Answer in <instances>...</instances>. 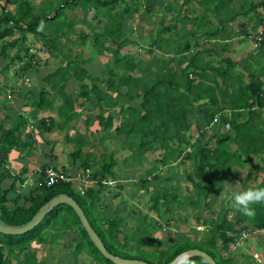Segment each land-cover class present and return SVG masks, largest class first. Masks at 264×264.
<instances>
[{
	"label": "trees",
	"instance_id": "16d2710c",
	"mask_svg": "<svg viewBox=\"0 0 264 264\" xmlns=\"http://www.w3.org/2000/svg\"><path fill=\"white\" fill-rule=\"evenodd\" d=\"M156 1L158 0H153V2ZM232 1L221 0L218 6L214 8L213 13L222 18L224 10L228 8V4L232 3ZM119 2L122 3V0H58L56 1L57 4H51L38 15H33L28 0H14L11 2V4L16 5L14 13H0V79L5 80L6 73L10 67L16 65V63L24 62L28 56V62L22 65L16 74L20 76V74L26 75L30 72L36 63L34 56L29 55L30 48H23L26 43L25 40L28 35L43 38L42 46L49 48L48 52L50 55L57 58L61 57L63 63L62 66L43 79L48 89L43 85L36 92V94H39V97L31 104L35 109V111L33 110V114L37 115L47 105V94H54V96L60 98V104L55 109L56 113L40 119V127L46 132L57 128L59 130L65 128L71 129L72 126L74 127L73 122L80 118L83 105L85 109L88 107L89 109L97 108L100 110L99 115L96 116L97 124L100 125L102 131H107V129L112 130L113 124L120 121L119 125H116L113 129L115 136L122 135L126 138L137 136L136 144L132 145V149H128L129 151H133L132 157L136 153L139 155L138 157H143L158 150L161 156L156 159V163L161 166L169 165L172 160H193L194 171L188 179L195 191L189 198L190 202L187 205L192 208L200 207L201 200L208 199V202H205L204 205L205 209L209 210L214 203L210 201L212 200L210 198L218 196L222 192V188H217L215 184L220 182L216 176L217 173L231 168L234 163V156H242L239 152L237 154L231 153L230 144H239L240 141L245 139L256 140L252 150H244L243 147L239 146L241 147L239 148L240 151L245 155L264 153V130L257 132L258 135L253 136V131L248 127L247 121L245 124H237L235 122L239 114H232L231 120L221 115L222 109L218 108L216 100L214 101L212 95L208 94L210 88L205 90L202 87L205 84L206 74L199 65L198 58L203 52L191 54V52L193 53V48L197 49L200 47L198 42L192 44L185 41L177 47L176 53L178 55L184 56L189 54V58L185 63L174 60V57L157 60V70L150 71L147 69L144 72L139 71L140 76L133 75L134 71L138 70L137 65L129 57L120 56V51L125 46L133 43L128 39L127 34L122 32L121 19L131 9L137 10L134 6L125 5L126 7L118 15H112L109 10L106 13L107 18L102 17L99 20L106 19V27L100 31L92 29L90 25H87L85 16L80 20L82 24L91 30L92 43L96 49V54L98 56L110 57L108 62L111 64L112 69L108 72L105 80L100 81L97 77L91 78L86 68L87 59L84 54L72 56L70 49L67 50L66 54H62V49L59 48L57 42L61 37L66 36L65 29L73 25L65 17L67 9L75 10L81 8L84 13H87L93 7L95 11L100 12L109 7L113 9ZM190 2L189 0L182 1L186 5L190 4ZM213 2L211 0H200V5L206 12H211L207 7H211L208 4ZM248 3V8L245 6L246 3L242 5V7L244 6L242 16L247 17L254 14L257 16L258 23L260 24L261 17L257 12L261 5L260 2L258 1V4L255 5L252 2ZM166 6L163 10L171 13L172 7L169 4ZM229 13H226V16L229 19H234L235 17L231 13V10ZM178 18H184L191 23V26L194 25L190 30L192 33L194 31H206L204 27L202 29L197 27L199 25L198 22L194 24L195 18H188L185 14ZM178 18L174 19L179 21ZM162 30L168 31L169 28H162ZM203 34L210 37L212 33L203 32ZM9 37H16V39L6 42L5 40ZM87 38L88 36L84 35L82 42H85ZM158 41L154 40V47H160ZM14 48L22 50L24 55L20 56L17 54L14 58H9L8 51ZM32 61H34V64ZM119 65L124 67L122 70L124 73L121 76H118L114 72L115 68ZM181 78L182 80H180ZM70 82L78 87V92H76L75 88L69 89ZM212 83L216 86V82L212 81ZM101 85H105V89L101 88ZM260 85L259 82L252 81L250 85L236 92L237 94H234V96L238 95V98L233 97L231 99L235 103L231 111H241L243 114L256 116V113L251 111V109L254 107L264 109V95L262 94ZM5 86V84L0 83V96L3 95ZM66 89L68 92L65 91ZM14 93L20 94V89L12 90L11 94ZM26 94H33V92L30 90ZM10 96L9 94L8 97ZM191 97L190 111H192L194 106L198 107L194 108V110H197L196 113L199 116V121L205 123L206 126H210V124L212 126L218 125L219 128L223 127V125L224 127L229 125L234 131V137H230L227 134H213L215 142H213L214 146L210 147L208 143H202L205 131H200L199 128L196 132L198 139L194 140L190 146L192 150L195 149L193 156L192 150V153H184L180 148L174 149L173 146H170V144L174 146H188L190 144L192 137L189 136L187 139L184 135L188 129L186 124L188 115L186 116V112L188 114L190 112H185L184 103ZM79 99H81V102L76 106L75 104L79 102ZM239 101L242 103L237 104ZM129 103H133V106L126 107L125 105ZM105 105H108L107 109H109L106 112ZM0 106L6 111L4 120L0 122V158L8 160V155L12 150L19 151V148L32 147L33 140L28 135L23 139L21 138V131L29 123V120L21 115L17 116L11 128L4 130L5 123L10 119L8 115L10 111H7L6 105L0 104ZM136 106L139 107L137 108ZM78 107L80 110H78ZM127 112L131 115V120L128 122L124 118ZM36 115L33 116L34 120ZM217 115L218 119H216ZM87 119L88 121L90 120L88 117ZM174 140L176 141L173 143ZM67 142L74 148L71 158L74 162V167L80 170L81 174L73 176L61 171L71 179H74L68 183L59 182L47 187L43 180V171H41V176L37 180L38 187L35 186L33 191L29 192L27 196L17 193L11 195L14 189L7 191L0 190V223L9 227H23L52 198L62 194L67 195L73 198L82 209L90 226L98 235L109 254L124 260H138L147 264H170L179 255L190 250L204 252L214 260L215 264H230L234 260V257L228 254V245L234 241L233 235H239L242 232L264 231V204L253 205L255 216L249 218L239 212L232 204L230 205L229 202H226L214 219L203 222L204 231L208 233L204 241H192L183 238L169 249L163 251L156 247L155 240L157 238H152L147 232L143 234L136 233L132 237H123L122 241H120L121 220L117 216H107L103 212L105 208H108L104 195L112 194L111 197L115 198L119 196L118 194L122 190V186L117 182H115V187L108 185V176H113L112 169L114 166H118L113 154H102V160L97 164L95 162L94 165L91 163L93 162L92 158L94 155L92 153H84L87 145L86 139L82 140L80 135L77 137L69 136ZM210 142L212 143L211 140ZM1 159L0 171H2V174L0 175V183L3 179L8 178V173L3 171L5 170L3 168L5 165H3L4 162ZM77 162H79L78 165ZM261 163L264 166V158L261 160ZM156 172L157 170L152 169L147 173L145 178L139 180L142 190L148 189L151 181H156L158 178L155 176ZM84 175L88 176L87 179L92 184L85 189L81 184ZM164 182L169 183V180H165ZM200 182H204V190L201 188ZM77 185L84 189L83 194L80 193ZM258 187H264V181L253 188ZM170 191H172L171 187H161L160 190L154 192L155 194L152 197V209L154 211L157 210L161 202L166 205ZM193 195L194 197L192 198ZM96 209H100L101 212L96 211ZM229 213H234L235 217L229 220ZM243 223H246V226L239 227ZM49 229H52L55 234L59 231H73L71 242L75 246L70 256L74 262L80 259L84 253L91 259L92 264H113L103 258L90 241L75 213L64 204H60L54 208L36 228L24 235H0V264H43L41 261H38L35 255L36 252L31 251L29 253L28 250L33 244H36V246L47 244L45 233ZM55 234L48 242L49 244L53 245L55 242ZM152 247L155 249L151 251L142 250L143 248ZM183 264L207 263L202 258L192 257Z\"/></svg>",
	"mask_w": 264,
	"mask_h": 264
},
{
	"label": "rangeland",
	"instance_id": "374dc122",
	"mask_svg": "<svg viewBox=\"0 0 264 264\" xmlns=\"http://www.w3.org/2000/svg\"><path fill=\"white\" fill-rule=\"evenodd\" d=\"M13 1L14 0H0V13L1 12L14 13L16 11V5L11 4V2ZM28 1L30 2L32 14L38 15L41 11H44L51 4L54 5L58 0H28ZM172 1L173 0H166L165 2V0H158L155 4H153L154 3L153 0H123L122 3L121 2L117 3V5L113 7V9L109 7L102 12H96L95 9L91 7V9L87 13H84L81 8H77L75 10L69 9L65 13L67 14V18L75 23L79 22L83 18V16H85L87 21L93 25L95 19L96 27L98 29L103 30L106 27L105 25L106 19L101 21L99 20L102 17L107 18L106 13H108L109 10L112 15L115 14L118 15L117 11L122 12L123 9L126 7L125 5L136 7L137 10L131 9L130 11L131 18H129L130 16H128L129 19L127 20V22H125V20L122 22L123 23L122 32L126 33L128 39H130L133 43L125 46L124 49L120 51V56L129 57L131 61L137 65L138 70H135L133 73L135 76H140L139 71L144 72V70L147 69H149L150 71L157 70L156 69L157 60H164L170 57L171 58L174 57V60H179L182 63H185L186 60L189 58V54L183 56V55H178L176 53L177 47L185 41L189 43L191 42L192 44L194 42H198L199 44L203 42L204 44L200 46L201 48L203 49H207L208 47L211 48L212 53H208V54L202 53V55L199 56L198 62L200 66H203L205 63H209L211 65L213 64L217 65L219 60L218 57L216 56L219 55V49L225 48L226 45L224 42L223 43L221 42L223 41V38L221 36H215V38L214 37L209 38L207 37L206 34H203V32H199V31H194L192 33V31L190 30L191 28L194 27V25L191 26V23L189 21H186L184 18H178V17L183 16L184 11L188 9L189 12L188 14L185 15L188 18H195L196 21H194V24H196L197 22L199 24L197 25V27L201 29L202 27H204V29H206V31H204L205 33L213 32L217 28V26H219L218 21L220 19L225 20L229 18V17L226 18L223 15H222L223 17L221 18L213 13L214 8L218 6L221 0H211V2L212 1L214 2L208 4L211 5V7L209 8L207 7V9L208 10L210 9L211 12H206L203 9V7L200 5V0L198 1L195 0L187 5L182 3L183 0H174L175 1L174 3ZM167 4H169L172 7L171 13H167L163 10ZM239 4L240 3L238 4L229 3L228 8H226L225 10H228L229 8L232 9L231 13H234V16H236L237 11L242 10V5L239 6ZM253 15L254 14H252V16ZM174 18H178L179 21H177V19ZM254 21L256 20L252 18V26L248 31L250 32L255 31L254 34H258V32L262 31L261 29L262 23L259 24V28L258 27L256 28ZM237 22L239 24L241 21H237ZM248 23H251V20H249L247 24ZM81 26L83 25L77 24L75 26L76 34L72 36L73 39L76 38L75 42L72 41L74 43L73 48L75 52L77 48V53L78 54L83 53L84 56H86V59H89V57L90 58L96 57L95 60H90L88 64L89 65L98 64L100 70H103L104 72L108 69L109 70L112 69L111 64L108 62L110 57L98 56L96 54V49L94 48V46L93 49H91L89 45L90 41L88 42V44L86 43L83 47H77L79 46L78 34L81 30ZM166 27H168L169 30L163 31L162 28H166ZM189 32L191 33L189 34ZM192 35H194L195 38L192 37ZM237 35L239 37V34ZM28 37L30 38V40L33 39V41H30L31 43L34 44L35 42V44L40 47V43H39L41 42L40 38L38 37L32 38V36L30 35L27 36V38ZM12 40H13L12 38H7L5 41L11 42ZM154 40H157L158 43H160L159 48L157 46L154 47ZM25 42H29L28 39H26ZM208 43L210 44L208 45ZM234 44L235 42L232 43V47H235ZM28 47L29 45L27 43H25V45L23 46L24 49ZM255 49H256L255 52H257V49H259L262 50V52L264 53V46L262 47L261 45H258V47H255ZM192 51L194 55L197 53V51L201 52V49L196 50L195 48H193ZM17 54L23 56L24 52L22 50L21 51L18 50L17 48L8 51L9 58H14ZM223 55L227 56L226 54ZM36 56H37L36 62H38L39 60L38 55H34V58L36 60ZM26 62H28L27 58L22 63L25 64ZM22 63H16V65L11 66L9 71L6 73V79L5 80L0 79L1 80L0 83L6 85L3 89V96L5 97L9 96V94H11V91L15 89H20V94H26L31 90V88L35 87V86L33 87L26 86L25 84L27 83H25L24 80L21 83L19 81V78H17L18 76L16 73L19 71V68L20 66H22ZM232 65L233 64L230 63V67L227 71L228 72L227 78L230 80H234L235 78V76L232 74L233 69H235V67H232ZM91 69H97V65H94L93 67H91ZM123 69L124 67L122 65H119L118 67L115 68L114 72L118 74V76H121L124 73L122 71ZM212 76L218 82L219 81L221 82L222 80V84L223 87L225 86L224 87L225 90L228 89V84L232 83V81L227 80L225 77H221L222 79L220 80V78L217 77L215 73H213ZM253 76H254L253 73L249 74V78L251 77L250 79H252ZM33 77H34L33 79L37 82V85L40 86V88L43 85L45 86V84H43L44 80L39 81L40 78L38 79L36 78V76ZM182 78L180 80H182ZM31 82L32 81H30L29 83L31 84ZM233 82H234L233 91L236 90L240 91L241 89H243L248 85L247 83H245L244 76L240 77L241 84L238 83V79L234 80ZM69 84H68L69 89L72 90L75 88L76 92H78L79 90L78 87L73 85V83H69ZM40 88H35L36 92L39 91ZM46 88L48 89V87ZM101 88H105V85H101ZM8 98L9 99L6 98L5 100L11 102L13 101L15 103V100H13L15 99V97H13V95H11ZM216 98H217L216 100L218 101V108L223 107V102H226L224 106L226 104L228 105L229 100L227 101L226 99H222L221 96L219 95H217ZM213 100L215 101V99ZM136 102L139 103L138 100H136ZM130 104L132 105L133 103ZM105 106L108 108V105ZM33 108L34 106L32 105V109ZM194 108L196 109L198 107L194 106L191 111L192 115L187 116L186 124L188 126V129L184 133L186 138L189 136L192 137L190 144L188 146H177V145L173 146L174 149L180 148L184 153L191 152L192 149L190 146L192 142L198 139L196 135L197 130L200 128V131H203L208 127L205 124H203V122L199 121L198 119L199 116L196 113L197 110H194ZM53 112H54L53 114L56 113L55 111ZM98 113H99L98 110L95 109L87 112L86 116H88V118L90 119L89 122H91L92 120L96 121V115H98ZM34 115L36 114H33L32 112L29 114V116H27L30 121L29 125H31L33 129L35 128V132H34L35 134L40 133L42 135H45L43 129L40 127L39 124V120L41 119V117H35L34 120L33 117ZM124 116L127 122L131 120L130 119L131 115L129 112H127ZM77 123L79 125V121H77ZM77 123H75L74 127L72 126L71 129L66 130L68 131L67 134L70 133L71 137H77L78 135H80L82 140L86 139L87 141L86 147L88 148L87 153H92L94 155V157L92 158L93 162L91 163L95 165V162L96 164L100 162L102 160V154L104 155L113 154L114 160L118 164V166H114L112 169L113 176L110 177L108 176V183H111L110 186L115 187L116 185L115 182H117L122 186V190L120 194L117 193L119 196L115 198L111 197L112 194L104 195L105 202L108 205V208H105L103 212L107 216H117L119 220H121V224H120L121 234L119 236L120 241H122L123 237H132L135 236L136 233L143 234L144 232H147L152 238H157L155 240L156 247L157 249H160L162 251L169 249L172 245L181 241L183 238L192 241H200V242L204 241L206 240L208 233L204 231L205 229L203 222L206 220L214 219L216 217V214H218L219 209L225 205V202L231 203L232 197L230 193L233 190L236 191L242 190L241 183L245 179H238L237 178L238 176L233 178L234 180L232 178L231 180L227 178L226 179L222 178L225 182V184L223 185V190L221 194H219L218 196H212L210 198L212 199L210 201L214 202L212 204L211 209L209 210L205 209L204 203L205 202L207 203L208 199L201 200L200 207H196V208L189 207L187 205L188 202H190L189 198L195 191V189L190 184L188 179V177L194 171L193 160L186 162L184 161L182 162L180 159L175 161L172 160L170 161L169 165L161 166L158 163H156V159L160 158L161 156L160 151L158 150L152 153L154 156L152 154H148L143 157H138L139 155L136 153L134 154L135 156L132 157L131 154L133 153V151L132 150L129 151L128 149H132V145L136 144L137 136H134V138L132 137L126 138L125 136L122 137V135L115 136L113 131L114 127L112 130L107 129V131H102L100 125H96L95 127H93L92 125L88 124V125H82V128H80L78 125H76ZM116 125H118V123H116L115 126ZM27 126H25L24 129L21 131V136L23 138L25 137L24 134L28 132ZM5 128L8 127L5 125ZM210 128L213 129L211 132L213 131L215 132L216 130L218 131L219 129L218 125H215ZM97 130L99 131L97 132ZM193 137H195V139H193ZM59 144L61 146L57 148L58 152L60 151V149L63 150L62 146L66 147L65 144L64 145H62V143ZM37 147L40 148L41 144H38ZM194 151L195 149L192 150L193 153L191 152L192 156L194 155ZM78 164L79 162H77V165ZM152 169L157 170L155 176H157L158 178L156 179V181H151V184L149 185L148 189L146 188L145 190H142V185L139 183V180L145 178L147 173ZM216 176H218V174ZM165 180H169V183L164 182ZM223 180H221V182ZM200 183H201V188H203L204 190L205 188L204 182H200ZM215 184L217 188L220 187V182L218 184L217 183ZM161 187H165V188L171 187L172 191H170L168 194L166 205H164L161 202V204L157 207V210L154 211L152 209L153 206L152 197L155 194L154 192L160 190ZM193 197L194 195L192 196V198ZM96 211L101 212L100 209L98 210L96 209ZM45 234H46L45 239L47 241V244H43L40 246L31 245V247L28 250L29 253H31V251L36 252L35 255L37 256L38 261H41L43 264H92L91 259L87 257L84 253L81 255L80 259L77 260L76 262H74L72 257L66 258L62 256L63 253L61 252V250L62 248L66 247L65 243H67L68 245L66 251H70V253L73 251L75 244L63 240L60 241L57 237H60L61 231H59L56 234L55 233H48V234L45 233ZM54 234L56 235L58 241L55 239V242L52 245L49 244L48 242L51 240ZM154 247L143 248L142 250L151 251L155 249Z\"/></svg>",
	"mask_w": 264,
	"mask_h": 264
},
{
	"label": "crops",
	"instance_id": "0c3cea01",
	"mask_svg": "<svg viewBox=\"0 0 264 264\" xmlns=\"http://www.w3.org/2000/svg\"><path fill=\"white\" fill-rule=\"evenodd\" d=\"M189 1H191L190 3H192L195 0H189ZM258 1L259 0H233L232 4L240 3L239 6H241V5H244L246 3L245 6L248 8V4H249L248 2H252L255 5V4H258ZM122 2H123V0H122ZM156 2H154L153 4H155ZM165 2H166V0H165ZM172 2L174 3L175 1L173 0ZM55 4H57V3H55ZM235 7H236V5H235ZM67 10H69V9H67ZM230 10H232V9L229 8V10H225L224 17L228 18V16H226V13L230 14L229 13ZM242 10H244V6L242 7ZM242 10H239V11L236 10L237 14H236V16H234L235 17L234 19H229V18L225 19V20L220 19L218 21L219 26H217V28L213 32H210L212 34L209 38H211V37L215 38V36H221L223 38V41H221V42L222 43L224 42L226 45H225V48L219 49V55L216 56V57H218V60H219L217 65L216 64L211 65L209 63H205L203 66H201L203 68L202 70L206 74V78H205V82H204L205 84H203L202 87L205 90L210 88V91L208 92V94H211L213 99H215V100L217 99L216 98L217 95L221 96L222 99H226L227 101L229 100L228 105L226 104L224 106V104L226 102H223V107H221V109H222L221 115L223 117L227 118L228 120H231L232 114H235V115L239 114L237 119L235 120V122L237 124H245V122L247 121L248 127L250 128L251 131H253V136H255V135H258L257 132L264 130V109H260L258 107H254L253 109H251V111H254L256 113V116H250L248 114H243V113H241V111H231L232 107H234V105H235V103L232 102L231 99L233 97L238 98V95L234 96V94H237L236 92H238V90L233 91V85H234L233 81L238 79V83H240V77L241 76H244L245 83H247L248 85H250L252 83V81L257 82V83L259 82L261 84L260 86H261L262 94L264 95V53L262 52V50H259V49H257V52H255L256 49H255V46H253V42L251 40V36L254 35L255 31L254 32L248 31L250 29V27L252 26V18L256 20V21H254L256 28L257 27L259 28V23H258L259 20L257 19V16H254V15L253 16L252 15L247 16V17L242 16L243 15ZM240 11H241V13H240ZM96 12H99V11H96ZM100 12H102V11H100ZM112 12H113V10H112ZM120 12L121 11H119V12L117 11L118 14ZM188 12H189L188 9H186L184 11V14H188ZM232 14H234V13H232ZM128 16H130V12H126L124 14V16L121 19V22H123L124 20H125V22H127V20L129 18H131V16L129 18H128ZM65 17L67 18L66 13H65ZM94 18H95V16H94ZM67 20L70 21L68 18H67ZM85 20L87 21L86 17H85ZM249 20H251V23L247 24V22ZM237 21H241V22L238 24ZM70 22H72L73 25L70 28L65 29L66 36L61 37V39L57 42V45L59 46V48L62 49L61 50L62 54H66L68 52L67 50L70 49L72 56H76L79 54L77 53V48H76V52H75V50L73 48L74 43L72 42V41L75 42L76 38L73 39L72 36H74V34H76L75 26L77 24H82V21H79L77 23H75L73 21H70ZM219 22H220V24H219ZM95 24H96L95 19H94L93 25L87 21V25H90L92 27V29H96L98 31L102 30V29H98ZM82 25L83 26H81V30L78 34V45L79 46H77V47H83L86 43L88 44V42L90 41L89 45H90L91 49H93V43H92L91 32H90L91 30L88 29L84 24H82ZM122 28H123V23H122ZM258 31H259V29H258ZM200 32H204V31H200ZM237 34H239V37ZM84 35H87L88 38L85 40V42H82ZM30 36H32V35H30ZM193 36L194 35H192V37ZM9 38H12L13 40L16 39V37H9ZM32 38H35V36H32ZM27 39L29 42H26V43L29 45L28 48H30L29 55H33V56L38 55L39 60H38V62H36L37 61V56H36V60L34 58V61L36 63L34 65V68L30 72H28L26 75L20 74V76H18L17 78H19V81L21 83L24 80V82L27 83V84H25L26 86H30V87L35 86V87L31 88V91L33 92V94H10V95H13V97H15V99H13V100H15V103L13 101L12 102L6 101L5 100L6 98L9 99L8 96L7 97H5L3 95L0 96V104L6 105L7 111H10V113L8 114L10 119L5 123V125L8 128H5V125H4V130H8L9 128L12 127V125L16 121L17 116L21 115L25 119H28L27 116H29V114L32 113L33 110H35L34 108L32 109L31 104H33L35 102V100L39 97V94H36L35 88H40V86L37 85V82L33 79L34 78L33 76H36V78H38V79L40 78L39 81H41L46 76H48L52 72H54L57 68L62 66V63H63L61 60V57L57 58V57L50 55V53L48 52L49 48L47 46H45V47L42 46L43 38H40L41 39V42H39L40 47L38 45H36L35 42H34V44L30 42V41H33V39L30 40L29 37ZM234 42H235V44H234L235 47H232V43H234ZM209 44L210 43H208V45ZM202 45H203V42L200 43V46H202ZM206 47H208V46H206ZM197 49H199V50L201 49V52H203V54L212 53L210 47H208L207 49H203L201 47H198ZM197 52H199V51H197ZM80 54H83V53H80ZM191 54L193 55L192 52H191ZM223 54H226L227 56H225ZM27 58H29V56ZM95 59H96V57H94V58L89 57V59H87L86 68L88 70V74L91 76V78L97 77V78H99L100 81H103L107 78L108 72L110 70H106L104 72L103 70H100V67L98 66V64H93V65L88 64L90 60H95ZM34 61H32L33 64H34ZM230 63L233 64L232 67H235V69H233V72H232V74L235 76L234 80H230L227 78V73H228L227 71L230 67ZM22 65H24V63H22ZM94 65H97V69H91V67H93ZM256 66H257V69H256ZM20 68H21V66H20ZM213 73H215L217 75V77L220 78V80L222 79L221 77H225L227 80L232 81V83L228 84L227 90H225V88H224L225 86L223 87L222 80H221V82L220 81L218 82L215 80V78L212 76ZM250 73L254 74L252 79H250L251 77L249 78ZM256 73H258V74H256ZM31 75H33V76H31ZM30 81H32L31 84L29 83ZM212 81L216 82V86L212 83ZM70 83H72V82H70ZM43 84H44V82H43ZM254 84H256V83H254ZM256 85H259V84H256ZM65 91L68 92L67 89ZM221 92H222V94H221ZM47 95H48V101H47V105L45 106V109L43 111H39V113L36 115V117H41V119L43 117L44 118L47 117L50 114H53L54 113L53 111H55L56 107L60 104V98L59 97L54 96V94H47ZM110 95H112V94H110ZM192 97L190 99L186 100L184 103V110L186 111V109H187V111L190 112L189 114L186 112V116L187 115L191 116V114H192L190 111V103H191ZM8 102H11V103H8ZM80 102H81V99H79V102H77L75 105L78 106L80 104ZM216 102L218 103L217 100H216ZM220 103H222V102H220ZM240 103H242V102L239 101L237 104H240ZM232 104H233V106H232ZM125 106L129 107V106H133V104L131 105L129 103ZM13 107H15V108H13ZM50 107H52V108L49 109ZM136 107L138 108L139 106H136ZM0 109H1V111H0V122H1V119L4 120L3 118H4V115H6V111L1 106H0ZM93 109L98 110L97 108L89 109V107L86 110L84 105H83V107L81 109L82 115L80 116V118H78L76 121H74L73 124L75 125V123H77V121H79V125H78V123L76 125H78L80 128H82V125L90 124L93 127L98 125L97 119H96V121L92 120L91 122H89L87 119L88 116H86L87 112H89L90 110H93ZM78 110H80L79 107H78ZM106 110H109V109H107V107H106L105 112H106ZM98 112L100 113V110H98ZM99 113H98V115H99ZM98 115H96V116H98ZM218 118L219 117L217 115L216 119H218ZM198 119H199V117H198ZM116 123H118V125H119L120 121L115 122V124ZM29 124H30V121L27 124L28 125L27 126L28 132L26 134H24V136L27 137V135H28L32 138V140H33L32 147H27L25 149L19 148V151L12 150L8 155V160H5V159L3 160L0 158L1 161L4 162L3 165H5L3 167L5 170H3V171L8 173V178L3 179L0 183V190L1 191L2 190L7 191L9 189H14L12 191L13 194H11V195H14L15 193H17L19 195L24 194L25 196H27L29 192L33 191L35 186L38 187L37 180L41 176L40 172L43 171V169L46 166H52V167L54 166L53 168H56V170L63 171L64 173H68L69 175H73V176H77V175L81 174V171L77 170L74 167V162L72 161V159L70 157L71 153L73 152V148H72V145L67 142V138L70 136V133L67 134L68 131H66L68 129L65 128V129L59 130L57 128V129L52 130L50 132H46L43 130L45 135H42L40 133L35 134L34 133L35 128L33 129V127ZM115 124H113L114 128H115ZM203 124H205V123H203ZM226 126H228V130H226V128L223 125V127L219 128L218 131L216 130L215 132L214 131L211 132L213 129L210 127H213V126H212V124H210V126H208L206 129L203 130V131H205V136L202 138L203 139L202 143L203 144L208 143L210 145V147H213L214 146L213 142H215V140L213 139V134H216V133L227 134L230 137H234V131L229 127V125H226ZM21 138L23 139L22 136H21ZM210 140L212 141V143L210 142ZM175 141L176 140H174L173 143ZM255 142H256V140L245 139L243 141H240L239 144H236V143L230 144V152L234 153V154H237V152H239L240 154H242V156H239V157L234 156V158H233L234 163L232 164L231 168H229L227 171H224V172L219 171L217 173L218 174L217 178L220 180V182L223 179L227 178V179L231 180V178L233 179V178L238 176L237 177L238 179H245L241 183L242 184V190H244L247 188H253L254 186H258L261 184L262 181H264V170H263L264 166L261 163V160L264 158V153H259L258 155H253V154L251 155V153H250V155H245L239 149V148L243 147L244 150H252L253 146H255L254 145ZM59 143H62V145L65 144L66 147L62 146L63 150L60 149V151L58 152L57 148L59 146H61ZM38 144H41L40 148L37 147ZM86 144H87V142H86ZM170 146H174V145L170 144ZM239 146H241V147H239ZM87 149L88 148L86 147L85 153H87ZM184 162H186V161H184ZM1 174H2V171H0V175ZM224 184H225V182L223 180L220 184V187L222 188V190H223ZM230 205H231V203H230ZM219 211H220V209H219ZM216 216H217V214H216ZM233 217H235V214L229 213L228 219L230 220ZM243 226H246V223H243L239 227H243ZM72 232L73 231H71V230H67V231H63V232L61 231L60 237H57V238L60 241L63 240V241L71 243ZM46 233L47 234L48 233H54V231L52 229H49ZM249 235L250 236L248 239L240 241L239 246L236 248L235 252L228 253V254H230V256L234 257V260L230 264H264V231L249 232ZM57 238H56V240H57ZM65 244H66V247L62 248V250H61V252L63 253L62 256L69 258V257H71L70 256L71 253H70V251H66V248L68 247V245H67V243H65ZM33 245H36V244H33Z\"/></svg>",
	"mask_w": 264,
	"mask_h": 264
},
{
	"label": "water",
	"instance_id": "95a60500",
	"mask_svg": "<svg viewBox=\"0 0 264 264\" xmlns=\"http://www.w3.org/2000/svg\"><path fill=\"white\" fill-rule=\"evenodd\" d=\"M64 204L72 209V211L75 213L77 218L79 219V222L83 229L85 230L87 236L89 237L90 241L93 243L95 248L99 251V253L103 256L104 259L110 261L113 264H147L142 261L138 260H124L121 258H117L107 252L104 245L102 244L100 238L95 233V231L90 226V223L88 222L84 212L82 209L78 206L76 201L68 197L67 195H59L57 197L52 198L50 201H48L46 204H44L38 212L34 215V217L23 227L15 228V227H9L5 226L0 223V235L5 236H21L29 231L36 228L46 217L47 214H49L54 208H56L58 205ZM192 257H199L206 261L207 264H215L214 260L209 257L204 252H201L199 250H190L187 251L181 255H179L175 260H173L170 264H183L186 260L192 258Z\"/></svg>",
	"mask_w": 264,
	"mask_h": 264
},
{
	"label": "built area",
	"instance_id": "2783aa9c",
	"mask_svg": "<svg viewBox=\"0 0 264 264\" xmlns=\"http://www.w3.org/2000/svg\"><path fill=\"white\" fill-rule=\"evenodd\" d=\"M260 4L261 5L259 7V14L261 17L262 31L259 32V34L254 38V42L257 45L264 44V0H260ZM225 128L228 129V126H226ZM42 173H43L44 183L47 187H50L59 182L68 183L72 179H74V178L71 179L70 177L65 175L63 172L54 169L52 166H46L43 169ZM87 178H88L87 175H84L82 177L81 184L84 187V189L92 185ZM109 185H111V183H109ZM77 188L80 191V193L83 194L84 189L80 188L79 185H77ZM249 236H250L249 232H242L239 235H233L232 238L234 239V241L228 245V252L229 253L235 252L236 248L239 246L240 241L248 239Z\"/></svg>",
	"mask_w": 264,
	"mask_h": 264
},
{
	"label": "clouds",
	"instance_id": "9594fccd",
	"mask_svg": "<svg viewBox=\"0 0 264 264\" xmlns=\"http://www.w3.org/2000/svg\"><path fill=\"white\" fill-rule=\"evenodd\" d=\"M259 2H260V0H259ZM257 12L259 14V8H258ZM260 23H261V20H260ZM258 34H259V32H258ZM258 34H254L251 36L253 46H255V47H257L258 45L255 44L254 38ZM259 45H261L262 47L264 46V44H259ZM226 130H228V129H226ZM230 195L232 197V199H231L232 205L239 212H241L244 216H247L249 218H252L255 216V210L252 207L253 205L264 204V187L247 188V189L240 190V191L233 190L230 193Z\"/></svg>",
	"mask_w": 264,
	"mask_h": 264
}]
</instances>
